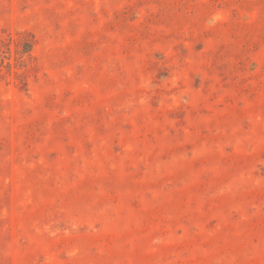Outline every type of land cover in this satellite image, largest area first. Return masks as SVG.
Instances as JSON below:
<instances>
[{
	"label": "rangeland",
	"instance_id": "1",
	"mask_svg": "<svg viewBox=\"0 0 264 264\" xmlns=\"http://www.w3.org/2000/svg\"><path fill=\"white\" fill-rule=\"evenodd\" d=\"M22 31L0 264H264V0H0Z\"/></svg>",
	"mask_w": 264,
	"mask_h": 264
},
{
	"label": "trees",
	"instance_id": "2",
	"mask_svg": "<svg viewBox=\"0 0 264 264\" xmlns=\"http://www.w3.org/2000/svg\"><path fill=\"white\" fill-rule=\"evenodd\" d=\"M35 44L34 36L30 32L22 31L15 34L10 32L0 33V65L7 68L24 66L25 60L32 58V50ZM11 60L13 63H11ZM16 75L20 78L21 86L25 85L23 73Z\"/></svg>",
	"mask_w": 264,
	"mask_h": 264
}]
</instances>
